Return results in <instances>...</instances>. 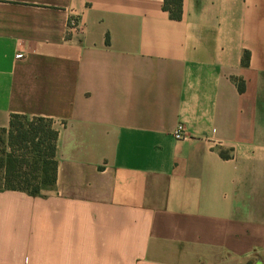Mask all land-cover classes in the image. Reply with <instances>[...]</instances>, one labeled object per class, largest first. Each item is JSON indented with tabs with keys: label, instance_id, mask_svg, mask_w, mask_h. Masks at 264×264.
<instances>
[{
	"label": "crops",
	"instance_id": "crops-1",
	"mask_svg": "<svg viewBox=\"0 0 264 264\" xmlns=\"http://www.w3.org/2000/svg\"><path fill=\"white\" fill-rule=\"evenodd\" d=\"M163 7L0 0V128L58 131L56 183L0 191V264H264V0Z\"/></svg>",
	"mask_w": 264,
	"mask_h": 264
},
{
	"label": "trees",
	"instance_id": "trees-1",
	"mask_svg": "<svg viewBox=\"0 0 264 264\" xmlns=\"http://www.w3.org/2000/svg\"><path fill=\"white\" fill-rule=\"evenodd\" d=\"M163 8L171 19H182L183 0H164ZM0 133L8 136L12 147L0 159V191L39 196L44 187L56 183L58 131L54 129L52 120L14 114L9 127L0 128Z\"/></svg>",
	"mask_w": 264,
	"mask_h": 264
},
{
	"label": "built area",
	"instance_id": "built-area-1",
	"mask_svg": "<svg viewBox=\"0 0 264 264\" xmlns=\"http://www.w3.org/2000/svg\"><path fill=\"white\" fill-rule=\"evenodd\" d=\"M71 27L72 28H78V23L77 21L73 20L71 22ZM22 56H18V58H21ZM174 137L177 140H185L187 138L186 136V128L183 124H179L175 130Z\"/></svg>",
	"mask_w": 264,
	"mask_h": 264
},
{
	"label": "rangeland",
	"instance_id": "rangeland-1",
	"mask_svg": "<svg viewBox=\"0 0 264 264\" xmlns=\"http://www.w3.org/2000/svg\"><path fill=\"white\" fill-rule=\"evenodd\" d=\"M54 127V126H53ZM18 150V147H15ZM12 150L10 146L8 136L6 134L0 133V159L4 156V153H8Z\"/></svg>",
	"mask_w": 264,
	"mask_h": 264
},
{
	"label": "water",
	"instance_id": "water-1",
	"mask_svg": "<svg viewBox=\"0 0 264 264\" xmlns=\"http://www.w3.org/2000/svg\"><path fill=\"white\" fill-rule=\"evenodd\" d=\"M250 264H252V263H250ZM256 264H263L262 260H259Z\"/></svg>",
	"mask_w": 264,
	"mask_h": 264
}]
</instances>
